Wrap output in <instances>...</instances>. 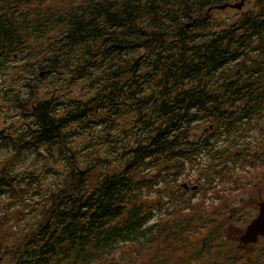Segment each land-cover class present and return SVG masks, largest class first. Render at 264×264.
I'll use <instances>...</instances> for the list:
<instances>
[{"label":"trees","instance_id":"trees-1","mask_svg":"<svg viewBox=\"0 0 264 264\" xmlns=\"http://www.w3.org/2000/svg\"><path fill=\"white\" fill-rule=\"evenodd\" d=\"M239 1L0 0V72L23 80L0 85V113L25 118L0 130V197L29 209L22 191L62 163L8 264L240 262L218 202L161 189L190 167L203 185L233 178L217 140L264 111V0L218 17ZM9 226L3 213L1 243Z\"/></svg>","mask_w":264,"mask_h":264},{"label":"flooded vegetation","instance_id":"flooded-vegetation-1","mask_svg":"<svg viewBox=\"0 0 264 264\" xmlns=\"http://www.w3.org/2000/svg\"><path fill=\"white\" fill-rule=\"evenodd\" d=\"M229 8H233L228 6ZM241 73L238 69L233 77ZM254 81L255 93L258 96L257 76ZM2 81L0 79V85ZM261 83V82H260ZM13 125L10 122L9 128ZM216 130L213 124L204 127L199 134L193 132L192 136L202 138L213 136ZM231 134H225L218 139V144L227 151H232L235 164L228 163V168H233L234 175L230 180L216 181L212 184H204L199 190L202 180L199 176L188 172H182L180 181L175 183L176 191L173 194H185L190 197L201 195L195 199L206 202L210 207V201H216L222 206L225 214V224L222 229L223 236L227 241L224 243L227 252H233L237 257V264H264V230H261L252 242L243 241V236L249 224L259 218L264 206V111L255 113L250 120L249 130H240ZM207 158H203L206 162ZM194 171V170H193ZM183 178L185 181H183ZM186 183L187 185H183ZM197 186L196 189L193 187ZM226 256V252H224Z\"/></svg>","mask_w":264,"mask_h":264},{"label":"rangeland","instance_id":"rangeland-1","mask_svg":"<svg viewBox=\"0 0 264 264\" xmlns=\"http://www.w3.org/2000/svg\"><path fill=\"white\" fill-rule=\"evenodd\" d=\"M249 8V4H247L245 9ZM220 11L218 14V17H233V16H238L241 12L238 11L235 8H229V7H225L219 9ZM17 65V63H14L13 68H15ZM20 76V74H19ZM0 79L2 81L1 83V87H9L10 84H16L17 81L21 80L22 83V79H19L17 77L14 76V78L9 77L6 73H2L0 72ZM6 82H5V80ZM16 79V80H15ZM18 79V80H17ZM44 79V78H42ZM15 80V81H13ZM48 81V79H46V82ZM40 84H43L40 82ZM19 85V84H18ZM11 106V104H6L4 105V108H6L8 110V114H6V111H4V115L5 117L0 113V130H7L9 129L10 126V122H13L16 124H23L25 122V118L23 116V114L19 111H16V109L9 107ZM9 107V108H8ZM4 117V118H3ZM199 134L201 133V129L198 130ZM0 159L3 157V160L1 162V164H4L5 161L9 158L6 157L7 155L4 153V150L0 152ZM29 157L28 161L25 162L24 164H21L19 166H17L18 169L20 168H25L27 166H32L34 167V152H29L28 155ZM47 166H50L51 171H42L40 170V176L38 177L39 180L36 181L35 183L33 182V191L31 193V195H29L28 191L26 192L25 190L22 191L23 197L25 199H28L27 201H29V203H31L29 205V209H27V207L23 206L24 204H20L17 202V199L15 198H11L9 196V194L4 195L3 197H0V215H2L3 213H6V215L8 216V218L11 221L12 226H9L6 231V236L5 239H8L7 241L4 240L3 243L0 242V257H2V261L0 262V264H8V256L6 254V250L9 249L11 247V244L16 243L17 241V236H15L14 233L18 232L19 236L21 235L20 231L21 230H26L27 228H34L39 219H40V214H41V210L43 208V201H44V192L48 189L49 185L53 184L55 182V180L57 179V175L55 177V174L52 172L54 171H59L62 168V163H51V164H47ZM194 169H192L191 167L189 168L188 172H191L193 174L196 173V171H193ZM183 181H185V179H183ZM204 185L200 183V188L198 191L193 192V193H197L199 192L201 189H203ZM161 189L164 192L170 193L171 191L175 192L176 190V186L171 184H165L161 186ZM190 193V197L186 196L185 194L184 197L186 199H195V196L197 198H201V195H197L195 194L194 197H192V194ZM198 199V201H199ZM4 200H8L9 202V206L8 208H6L7 206L3 207L2 205V201ZM19 205V206H18ZM9 209V211H8ZM17 213V214H16ZM166 218V217H163ZM25 228V229H24ZM22 231V232H23ZM8 234H11L12 236L10 237Z\"/></svg>","mask_w":264,"mask_h":264},{"label":"water","instance_id":"water-1","mask_svg":"<svg viewBox=\"0 0 264 264\" xmlns=\"http://www.w3.org/2000/svg\"><path fill=\"white\" fill-rule=\"evenodd\" d=\"M244 3H245V1L241 0L240 2L234 4L233 7L241 9L244 6ZM225 7H226V5L222 6V8H225ZM43 75H44V73H41V76H43ZM261 230H264V206H263V209H262L261 216L259 218L255 219V220H253L249 224V226H248V228H247V230H246V232H245V234L243 236V241H245V242L254 241L256 239L258 233Z\"/></svg>","mask_w":264,"mask_h":264}]
</instances>
